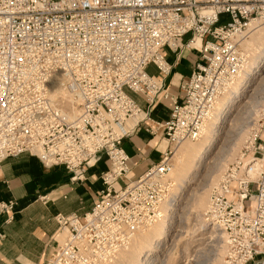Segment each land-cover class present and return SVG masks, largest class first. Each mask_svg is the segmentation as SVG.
<instances>
[{"label":"built area","instance_id":"1","mask_svg":"<svg viewBox=\"0 0 264 264\" xmlns=\"http://www.w3.org/2000/svg\"><path fill=\"white\" fill-rule=\"evenodd\" d=\"M254 30H264V0H0V163L34 157L45 168H65L72 183L104 157L112 164L91 211L55 217L67 238L47 264H106L161 220L171 151L117 190L130 171L122 143L163 100L172 108L155 129L174 148L198 141L247 66L241 45ZM184 49L199 52L201 62L179 102L167 91V52ZM263 136L264 110L201 219L211 242L222 237L223 264H249L264 253V144L256 145Z\"/></svg>","mask_w":264,"mask_h":264},{"label":"crops","instance_id":"2","mask_svg":"<svg viewBox=\"0 0 264 264\" xmlns=\"http://www.w3.org/2000/svg\"><path fill=\"white\" fill-rule=\"evenodd\" d=\"M167 60L172 68L167 91L170 98L181 102L183 93L180 87L201 62V56L197 51L184 49L178 55L167 52ZM147 72L159 76L154 66H149ZM131 96L145 108L141 96ZM171 108L170 100L161 101L154 109L151 121L122 143L129 157L130 183L162 159L161 146L149 131L155 128V124L168 120ZM262 138L264 140V136ZM259 144L264 143L260 140L256 142ZM61 170L59 167L45 168L37 158L30 156L0 163V264H41L42 258L53 249L59 231L55 217L79 213V196L73 192L74 188L64 185ZM98 170L100 167L91 168L89 177L94 178V172ZM103 189L96 190L94 186L92 192L96 199ZM252 191L255 192L254 186ZM9 204H13L12 209ZM249 264H264V253Z\"/></svg>","mask_w":264,"mask_h":264},{"label":"rangeland","instance_id":"3","mask_svg":"<svg viewBox=\"0 0 264 264\" xmlns=\"http://www.w3.org/2000/svg\"><path fill=\"white\" fill-rule=\"evenodd\" d=\"M194 44L195 43H193V45ZM263 110L264 69L259 74L252 76L251 82L245 85L238 104L228 114V123L226 122L223 126H220L221 135L219 134L217 142L215 143V149L205 163V167L207 168H204L199 174V178H197L196 182L187 187L183 186L177 191L176 189L173 190L175 184L173 183L171 191L167 195L168 200H171L170 203L174 206L172 226L171 231H169L168 236L163 241L160 249L155 252V254L150 253V248H139L144 246V239L147 236V233L152 229L150 228L136 234L129 247L126 250L121 251L110 264H135L131 257L133 253L137 254L138 252L140 253V258L144 253L149 255V257L146 258L147 261L144 259L141 264H147V262L148 264H223L225 246L222 237L219 234L216 235L215 240L212 242L210 241L211 234L208 230H205L202 225V214L205 211L207 204H209V196L211 197L213 189L221 182L227 170L240 162L242 155L245 152V148L252 143L253 135L257 130L258 122ZM152 131L154 132V135H151V130L149 131L150 135L153 138H156V142L161 146L163 154L166 150L167 152L171 151L172 154L170 157L173 167L172 178L176 179L182 171V160L178 154V147H180V145L174 148V146L167 141V138L163 136L161 131H157L155 128ZM239 138L241 141L237 143L235 140ZM185 143L195 145L197 142L185 141L181 145ZM220 157L222 160V167L216 172V179L212 181L211 179L215 177L213 176L212 167L216 159ZM247 160H243V163ZM97 167H100L101 170H98L99 172H94V178L89 177L88 170L83 181L74 183L71 182L73 175L68 173L65 168L59 167L62 168L61 174L64 176V185L68 184L74 188L73 192H76L79 196L77 202L80 209L78 215L80 216L87 213L97 201L98 197L97 199L94 197L92 189L94 186L96 190L104 188L101 175L109 171L112 168V164L107 157H104L93 169H96ZM130 171L127 177L121 178L115 185L117 190L119 187H123L125 184L130 183L128 181ZM199 194H204L205 199L198 208H194L193 199ZM153 227L156 226L154 225ZM66 238L67 230H63L59 227L58 234L54 240L53 249H55L57 245H61ZM136 243L137 245L139 244L137 248L135 247ZM153 243H155V241ZM53 249L49 255L42 258L41 264L48 263L51 254L53 253ZM137 250L139 251L137 252ZM168 260L170 261L169 263H167Z\"/></svg>","mask_w":264,"mask_h":264},{"label":"bare ground","instance_id":"4","mask_svg":"<svg viewBox=\"0 0 264 264\" xmlns=\"http://www.w3.org/2000/svg\"><path fill=\"white\" fill-rule=\"evenodd\" d=\"M254 25L255 24L252 22L249 27L254 28ZM193 43H195L194 44L195 46L194 45L192 46H194L195 48L201 47L200 39H196ZM241 46H242L241 50H242L243 55L248 59L247 66L245 67L244 71L241 73L232 91L219 99L216 109L214 111V114L212 118L205 125L203 134L201 138L198 141H196L197 143L195 145H190V144L185 143L183 145H180V147H178L179 148L178 154L182 160L181 161L182 171L180 175L176 177V179L172 178L173 169H172V172L168 176V179L170 180L172 186H173V183H175L173 190L176 189L177 191L179 188L183 186L187 187L190 184H194L197 178H199V174L203 171V169L207 168L205 167V163L207 159L209 158V156L211 155L212 151L215 149L214 148L215 143L217 142L218 136L220 134V129H221L220 126L221 125L223 126V124L227 122L229 118L228 117L229 112H231V110H233L238 104L242 96L243 88L245 87V85L251 82L252 76L259 74L264 69V30L252 31L250 36L242 43ZM235 141L239 143L241 140L239 138ZM252 163L253 162L251 161L246 162V167H248L249 164H252ZM221 167H222V160L220 157L216 159L212 167L213 176H215L211 179L212 181L216 179V172H218ZM204 199H205L204 194H199L196 197H194L193 199V204L195 206L194 208H198L202 204ZM209 200H210V196H209ZM170 201L166 200L163 203L162 208H161L162 218L159 221L160 223L158 222L157 225L155 224L156 227H153V226L150 227L152 229L147 233V236L144 239L145 240V242L143 243L144 246L139 247V248H150V251H151L150 253H155L160 249L163 241L168 236L169 231H171L174 206L170 203ZM208 205L209 204H207L205 211L207 210ZM150 228L141 230L138 233L146 231ZM154 241L155 243H153ZM129 245L123 250H126L129 247ZM136 245L135 247L137 248L139 244L137 246ZM138 251L139 250H137V252ZM139 254H140L139 252L137 254L133 253L131 257V259L133 260L135 264H139V263L141 264L144 261V259L149 257L147 253H144V255L141 256L140 258ZM116 257L117 255L115 256V258ZM115 258L113 260H115ZM113 260L106 264L112 263ZM145 261H147V259ZM169 262L170 261L168 260L167 263Z\"/></svg>","mask_w":264,"mask_h":264}]
</instances>
